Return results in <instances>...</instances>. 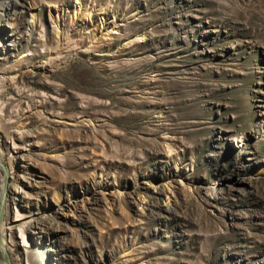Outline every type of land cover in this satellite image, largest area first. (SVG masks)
I'll list each match as a JSON object with an SVG mask.
<instances>
[{
	"label": "rangeland",
	"instance_id": "rangeland-1",
	"mask_svg": "<svg viewBox=\"0 0 264 264\" xmlns=\"http://www.w3.org/2000/svg\"><path fill=\"white\" fill-rule=\"evenodd\" d=\"M0 127L10 264H264V0H0Z\"/></svg>",
	"mask_w": 264,
	"mask_h": 264
},
{
	"label": "bare ground",
	"instance_id": "bare-ground-1",
	"mask_svg": "<svg viewBox=\"0 0 264 264\" xmlns=\"http://www.w3.org/2000/svg\"><path fill=\"white\" fill-rule=\"evenodd\" d=\"M31 15H33V14H31ZM112 25L113 26L111 28V32H116L117 31L116 27L118 26V24L116 22L115 23L112 22ZM2 167L3 166L1 164V158H0V182L2 183V186H4V184L6 183V174L2 171ZM7 192H8V189L6 188V186H4L2 195L0 196V201H1L0 202L1 203L0 207L2 208V214H3V211L5 210V206H8L10 204V203H8L9 201L7 199L8 198ZM13 194L14 195L19 194V192L15 189ZM15 200H16V198L13 197L10 201L13 202ZM40 220H41V217H40L39 214H25V213L20 214V215L15 214V215H13V219L7 225V231L11 233L12 231L17 230V232L20 234V236H19L20 242L23 243V245H24L25 244L24 234H23V232H24L23 231L24 224L25 223H30V224L37 223ZM2 225H3V219H2V216H1L0 228H1ZM11 241H12L11 237H9V241L5 242L4 241V237H3V235L1 234V231H0V254L1 255L5 254L6 260H7V261L1 260L3 264H10L9 260H8L9 256L7 257L6 248H7V245L10 244Z\"/></svg>",
	"mask_w": 264,
	"mask_h": 264
},
{
	"label": "water",
	"instance_id": "water-1",
	"mask_svg": "<svg viewBox=\"0 0 264 264\" xmlns=\"http://www.w3.org/2000/svg\"><path fill=\"white\" fill-rule=\"evenodd\" d=\"M3 170L5 171L4 168H3ZM1 216H2V208L0 207V219H1ZM0 255H1V254H0ZM0 257H1V260H3V261H7V260H6V256H5V254L1 255Z\"/></svg>",
	"mask_w": 264,
	"mask_h": 264
}]
</instances>
